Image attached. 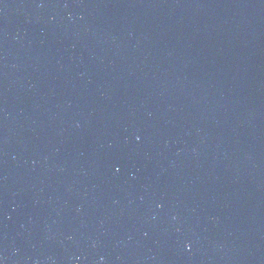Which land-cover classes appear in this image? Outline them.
<instances>
[{
	"label": "water",
	"instance_id": "1",
	"mask_svg": "<svg viewBox=\"0 0 264 264\" xmlns=\"http://www.w3.org/2000/svg\"><path fill=\"white\" fill-rule=\"evenodd\" d=\"M0 264H264V0H0Z\"/></svg>",
	"mask_w": 264,
	"mask_h": 264
}]
</instances>
